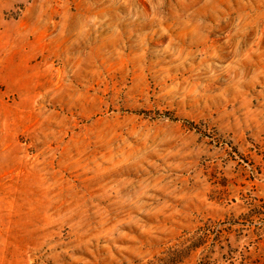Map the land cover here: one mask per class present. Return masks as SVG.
Listing matches in <instances>:
<instances>
[{
	"label": "rangeland",
	"instance_id": "rangeland-1",
	"mask_svg": "<svg viewBox=\"0 0 264 264\" xmlns=\"http://www.w3.org/2000/svg\"><path fill=\"white\" fill-rule=\"evenodd\" d=\"M0 264H264V0H0Z\"/></svg>",
	"mask_w": 264,
	"mask_h": 264
}]
</instances>
